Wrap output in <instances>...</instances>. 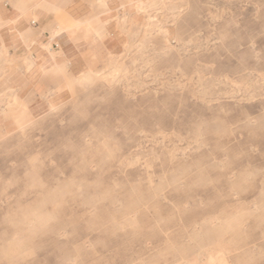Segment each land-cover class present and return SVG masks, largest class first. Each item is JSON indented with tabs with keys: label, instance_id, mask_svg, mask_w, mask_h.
<instances>
[{
	"label": "rangeland",
	"instance_id": "obj_1",
	"mask_svg": "<svg viewBox=\"0 0 264 264\" xmlns=\"http://www.w3.org/2000/svg\"><path fill=\"white\" fill-rule=\"evenodd\" d=\"M153 1L54 109L0 97V264H264V0Z\"/></svg>",
	"mask_w": 264,
	"mask_h": 264
},
{
	"label": "crops",
	"instance_id": "obj_2",
	"mask_svg": "<svg viewBox=\"0 0 264 264\" xmlns=\"http://www.w3.org/2000/svg\"><path fill=\"white\" fill-rule=\"evenodd\" d=\"M96 1L97 7L93 0H0V97L3 92V96L11 95L8 106H14L17 97L33 115L44 113L49 107L47 98L63 86L64 79L90 67L88 54L119 52L122 45L112 29L113 16L116 11H139L143 0ZM59 18L64 20L58 23ZM105 29L98 42L97 35ZM11 58L16 65L7 71L4 62ZM30 61L33 66L27 69ZM65 91H60V104Z\"/></svg>",
	"mask_w": 264,
	"mask_h": 264
},
{
	"label": "bare ground",
	"instance_id": "obj_3",
	"mask_svg": "<svg viewBox=\"0 0 264 264\" xmlns=\"http://www.w3.org/2000/svg\"><path fill=\"white\" fill-rule=\"evenodd\" d=\"M156 4V2H147V3H144L141 5V7L138 9V10H142L143 8L145 7H151V5H154ZM109 17V16H108ZM114 17V16H113ZM149 21V20H148ZM152 26L150 25V23L148 24V27H146V31L148 30H151ZM159 34L165 39L167 38V33L164 32V31H160ZM93 35V34H92ZM94 36V35H93ZM103 35H97V38L98 39H101ZM95 37V39H97ZM140 46V45H139ZM143 45H141L142 47ZM27 69H31V66H33V61H30L27 65ZM114 69V67H113ZM98 74V73H97ZM102 75V74H101ZM93 76H97L95 72H92L91 70H85V71H82L80 73V75H78L76 78H75V81L77 83H84V82H90L92 80V77ZM99 80V79H98ZM49 98V97H48ZM16 99H13V101H15ZM48 109H54V107L56 105H54L53 102H48ZM189 248V247H188ZM192 248V247H191ZM220 250V249H219ZM189 251V250H188ZM190 253V252H189ZM191 255V253H190ZM205 255V254H204ZM206 256V255H205ZM203 258V257H202ZM181 261V260H180ZM188 264H197L196 262H189ZM205 264H228L226 259L224 258L223 254L222 253H217V254H208L207 255V261Z\"/></svg>",
	"mask_w": 264,
	"mask_h": 264
},
{
	"label": "clouds",
	"instance_id": "obj_4",
	"mask_svg": "<svg viewBox=\"0 0 264 264\" xmlns=\"http://www.w3.org/2000/svg\"><path fill=\"white\" fill-rule=\"evenodd\" d=\"M258 211H262V209H257ZM252 213L249 211L244 210H237L234 215H231L228 217L224 223L227 225L229 230H238L243 229L244 226L247 224L248 220L251 218ZM30 231H36L38 230L35 222H33L32 225L29 227Z\"/></svg>",
	"mask_w": 264,
	"mask_h": 264
},
{
	"label": "built area",
	"instance_id": "obj_5",
	"mask_svg": "<svg viewBox=\"0 0 264 264\" xmlns=\"http://www.w3.org/2000/svg\"><path fill=\"white\" fill-rule=\"evenodd\" d=\"M31 24H32V25H34V24H35V22H34V21H32V22H31Z\"/></svg>",
	"mask_w": 264,
	"mask_h": 264
}]
</instances>
